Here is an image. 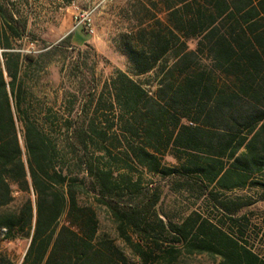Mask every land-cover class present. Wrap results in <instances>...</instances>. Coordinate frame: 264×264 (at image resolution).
Masks as SVG:
<instances>
[{
    "label": "trees",
    "instance_id": "trees-1",
    "mask_svg": "<svg viewBox=\"0 0 264 264\" xmlns=\"http://www.w3.org/2000/svg\"><path fill=\"white\" fill-rule=\"evenodd\" d=\"M30 11L0 0V244L28 241L19 264H264L238 215L264 201V0H127L130 73L100 87L75 67L51 85L64 42L24 52ZM156 182L196 208L160 211Z\"/></svg>",
    "mask_w": 264,
    "mask_h": 264
},
{
    "label": "rangeland",
    "instance_id": "rangeland-1",
    "mask_svg": "<svg viewBox=\"0 0 264 264\" xmlns=\"http://www.w3.org/2000/svg\"><path fill=\"white\" fill-rule=\"evenodd\" d=\"M126 1L73 0L65 5L60 0H28L31 4L30 30L35 35L36 44L24 43L22 50L24 52L39 51L43 46L55 45L63 40L62 46L51 55L53 62L49 65V80L53 86L60 82L59 70L62 67H75L74 73L77 76L79 72L83 73L85 79L83 83L86 87L92 81L99 87L102 86L115 70L130 73V63L127 55L122 51L119 40V36L126 27L120 14V9ZM78 25L80 27L77 32H81V35L75 34L69 41L64 40L68 35H73ZM189 45L193 47V43ZM78 78L80 79V76ZM147 89L153 90V88ZM158 185L163 191L160 211L167 213L173 219H177L180 212L187 213L196 208L189 197H177L164 187L165 183ZM15 195L16 201L13 207H17L23 197L19 193ZM97 214L100 233L116 239V244L129 255V249L125 248L123 242L117 238L114 226L106 212L97 209ZM214 215L217 214L214 213ZM238 215L247 220L243 228L246 237H248V218L250 219L252 228L258 231L257 250L264 253V201L243 209ZM27 245V240L5 241L0 244V252L7 255L14 264H19ZM187 260L190 264H217L218 261L204 255L190 256Z\"/></svg>",
    "mask_w": 264,
    "mask_h": 264
},
{
    "label": "built area",
    "instance_id": "built-area-1",
    "mask_svg": "<svg viewBox=\"0 0 264 264\" xmlns=\"http://www.w3.org/2000/svg\"><path fill=\"white\" fill-rule=\"evenodd\" d=\"M90 20L88 19V22H89ZM88 26H90V24L88 23Z\"/></svg>",
    "mask_w": 264,
    "mask_h": 264
}]
</instances>
